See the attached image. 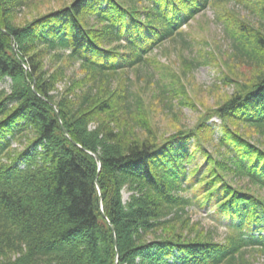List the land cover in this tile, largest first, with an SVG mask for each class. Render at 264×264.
<instances>
[{
	"label": "trees",
	"instance_id": "1",
	"mask_svg": "<svg viewBox=\"0 0 264 264\" xmlns=\"http://www.w3.org/2000/svg\"><path fill=\"white\" fill-rule=\"evenodd\" d=\"M227 1L71 0L19 24L31 1L0 0V264H264V0H234L258 23L225 26L231 59L260 71L193 125L158 134L128 76ZM49 55L84 74L60 83ZM171 76L158 86L187 98ZM193 199L223 241L191 222Z\"/></svg>",
	"mask_w": 264,
	"mask_h": 264
},
{
	"label": "rangeland",
	"instance_id": "2",
	"mask_svg": "<svg viewBox=\"0 0 264 264\" xmlns=\"http://www.w3.org/2000/svg\"><path fill=\"white\" fill-rule=\"evenodd\" d=\"M30 1L29 6L16 19L19 24L28 22L39 12L60 7L71 0ZM225 12L228 15L225 16ZM235 17L254 25L258 23L257 13L251 5L231 0L209 6L184 27L188 46L182 49L180 43L165 42L150 54L148 63L128 73L131 89L142 95L150 124L158 134H169L178 127L193 125L201 112L227 100L237 83H250L260 71L231 59L225 26L228 20ZM208 50H211V55H207ZM194 61L201 63L194 67ZM44 65L61 67L64 78L60 83L69 81L71 77L81 78L84 74L79 63L71 62L65 55L59 58L49 55L44 59ZM172 73L180 76L187 98L175 96L171 92L165 93L158 86L157 83H169L173 80ZM117 82L118 79L113 80L112 86ZM8 83H2L0 87L8 89ZM158 96L160 99L165 97L166 100L158 103ZM212 120L219 122L216 117ZM241 129L251 138L258 139L259 135L254 130ZM199 202V199H193V203L187 207L191 222L197 223L198 229L212 233L214 240L223 241L230 231L226 220Z\"/></svg>",
	"mask_w": 264,
	"mask_h": 264
}]
</instances>
